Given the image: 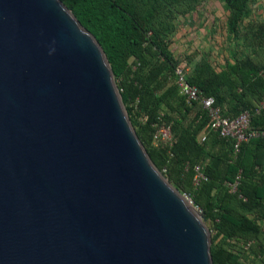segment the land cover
I'll list each match as a JSON object with an SVG mask.
<instances>
[{
  "label": "water",
  "instance_id": "1",
  "mask_svg": "<svg viewBox=\"0 0 264 264\" xmlns=\"http://www.w3.org/2000/svg\"><path fill=\"white\" fill-rule=\"evenodd\" d=\"M95 37L60 0H0V264H212Z\"/></svg>",
  "mask_w": 264,
  "mask_h": 264
},
{
  "label": "trees",
  "instance_id": "2",
  "mask_svg": "<svg viewBox=\"0 0 264 264\" xmlns=\"http://www.w3.org/2000/svg\"><path fill=\"white\" fill-rule=\"evenodd\" d=\"M60 1L102 48L126 113L150 160L174 188L189 196L200 212L212 233V264H244L241 260L244 248L254 252L258 246L256 256L264 264V226L244 214L254 211L264 220V137L250 138L241 144L235 158L232 156V142L209 129L201 105L188 104L179 94L174 74L178 65H174L169 53L150 34V21L138 19L130 2ZM249 1L244 0L242 13L229 22L230 32H239ZM253 42L262 45L254 38ZM186 80L203 96L213 97L224 116L233 117L248 110L249 129L264 130V108L254 113L264 98V61L255 65L235 60L225 70L215 72L203 60L195 64ZM161 104L165 107L164 114L159 112ZM139 116L147 119L142 123ZM159 116L171 126L174 142L170 148L152 145L153 124ZM202 136L205 139L200 141ZM210 143L223 147L225 152H212ZM195 164L202 165L207 178L197 186L192 184ZM176 166L187 176L186 186L174 174ZM237 176V190L230 192L227 184ZM248 241L254 243L246 247ZM232 242L239 247L233 250Z\"/></svg>",
  "mask_w": 264,
  "mask_h": 264
},
{
  "label": "rangeland",
  "instance_id": "3",
  "mask_svg": "<svg viewBox=\"0 0 264 264\" xmlns=\"http://www.w3.org/2000/svg\"><path fill=\"white\" fill-rule=\"evenodd\" d=\"M126 1L134 6L138 19L150 21V34L158 40L163 50L169 53L174 65L184 67L186 77L190 75L195 64L198 63L195 57L198 53V47L196 48L195 43L198 41L195 40L197 38L199 40V35L202 38L205 37L206 42H213L221 50H224L230 38H232L234 45L238 43V33L230 32L228 26L230 21H233L238 14L242 13L244 0ZM246 11L247 15H250V19L244 23L245 28H247V24L249 27L247 30H243V32H248L246 38L249 39V42H252L254 38L259 43H264V25L262 29L256 28L257 20H252V16L256 15L260 21L264 22V0H250ZM194 21L202 28V31H193L192 27L196 24L193 23ZM209 25L212 30L204 32L205 27ZM183 41H186V43L184 44ZM177 100L175 97L174 101L177 102ZM164 108V105L161 104L159 107L161 114H164ZM174 174L179 175V179L184 186L188 184V178L181 173L180 166L175 167ZM210 237H212V233H210Z\"/></svg>",
  "mask_w": 264,
  "mask_h": 264
},
{
  "label": "built area",
  "instance_id": "4",
  "mask_svg": "<svg viewBox=\"0 0 264 264\" xmlns=\"http://www.w3.org/2000/svg\"><path fill=\"white\" fill-rule=\"evenodd\" d=\"M183 66L178 65L175 70V84L178 92L184 97L188 104L199 103L202 110L205 112L208 121L209 129L217 132L218 136L230 140L232 142L233 154L235 158L240 150L241 144L247 142L250 138L264 137V130H250L249 123L251 112L245 110L236 116L228 117L224 116L221 112V108L216 105L213 97H206L202 95V92L194 85H190L186 80V73ZM264 108V98L254 109V113L258 114L261 109ZM146 116H139L140 122H145ZM154 131L152 133V145L154 147H167L170 148L174 142V138L171 132V126L165 122L161 116L157 117L156 123L153 124ZM205 139L204 136L200 138V141ZM165 171L164 169L162 170ZM192 184L197 186L202 181H206L207 178L202 172V165L195 164L192 168ZM162 173V172H161ZM237 176L233 182L228 183L227 186L230 192H236L238 185ZM185 198L191 202L188 195ZM192 203V202H191Z\"/></svg>",
  "mask_w": 264,
  "mask_h": 264
},
{
  "label": "crops",
  "instance_id": "5",
  "mask_svg": "<svg viewBox=\"0 0 264 264\" xmlns=\"http://www.w3.org/2000/svg\"><path fill=\"white\" fill-rule=\"evenodd\" d=\"M250 15H246L243 18L242 24L240 25V27L238 28V43L236 45L233 44L232 38H230L226 44V47L224 48V50L219 49L220 47L215 46V44L213 42H206V39L204 37V35H202L204 38H202L199 35V40L196 39L195 37V41L196 42V48L198 47V53H196L195 57L196 60L199 61H203L206 60V62L210 65V67L212 68V70H214L215 72H220L222 70H225L229 65L233 64V62L235 60H245V61H249L255 65H259V63H261V61H264V43H262V45H259L258 42L256 43V45L252 44V42H249V39L246 38L248 32H243V30H247L248 24H247V28H245V21L249 20ZM257 20V27L256 28H263L264 22L260 21L258 16L253 15L252 16V20ZM193 23H196V21H194ZM194 25L192 27L193 31H202V28L199 27V25ZM206 29L204 30V32L206 31H211L212 27L206 26ZM251 28V27H250ZM184 44L186 43V41H183ZM211 140V139H209ZM209 148L212 152H219L220 154H223L225 152V149L223 147H219L217 145H213V144H209ZM263 168H264V161H263ZM263 206H264V196H263ZM263 212H264V207H263ZM245 215H247V217H249L250 219H253L257 222V224L261 225L262 227L264 226V220L259 217L260 215H258L256 212L254 211H247L244 212ZM254 243V242H253ZM251 242L248 241V243H246V247H248V245L253 244ZM264 244V242H263ZM232 249L234 250L235 248L239 247L235 244H233L232 242ZM244 248V247H243ZM259 248V246L256 248V251H249L247 248H244V250H246V252L242 255V262L244 264H261L260 262V257L257 254V249ZM260 251H262V248L260 249Z\"/></svg>",
  "mask_w": 264,
  "mask_h": 264
}]
</instances>
